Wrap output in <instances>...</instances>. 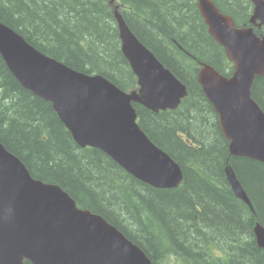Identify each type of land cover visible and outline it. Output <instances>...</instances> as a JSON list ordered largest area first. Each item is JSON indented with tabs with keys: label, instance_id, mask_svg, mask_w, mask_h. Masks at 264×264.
Listing matches in <instances>:
<instances>
[{
	"label": "trees",
	"instance_id": "trees-1",
	"mask_svg": "<svg viewBox=\"0 0 264 264\" xmlns=\"http://www.w3.org/2000/svg\"><path fill=\"white\" fill-rule=\"evenodd\" d=\"M198 1L0 0V22L36 49L129 91L138 86L121 51L115 19L120 6L137 38L189 92L175 111L154 113L134 104L142 130L181 166L179 188H153L105 152L79 147L52 104L24 88L1 55L0 142L34 178L59 185L79 207L117 227L152 264H264L253 233L257 222L264 225V164L230 155L219 116L198 82L200 62L228 77L234 72ZM213 1L238 26L248 25L249 1ZM252 95L264 110V77L255 80ZM227 165L254 211L234 194Z\"/></svg>",
	"mask_w": 264,
	"mask_h": 264
},
{
	"label": "water",
	"instance_id": "water-1",
	"mask_svg": "<svg viewBox=\"0 0 264 264\" xmlns=\"http://www.w3.org/2000/svg\"><path fill=\"white\" fill-rule=\"evenodd\" d=\"M249 27L238 28L212 0H199L211 36L234 63L231 77L200 64L197 75L219 115L229 153L264 164V110L252 95L264 77V0H249ZM121 51L137 77L138 89L124 91L102 75L79 72L49 57L0 22V55L20 84L50 102L82 149L105 152L135 179L156 189H176L181 166L156 146L138 123L134 104L154 113L177 110L187 86L134 34L115 9ZM226 175L236 197L254 211L233 167ZM264 250V225L253 228ZM152 264L135 243L104 217L81 209L62 187L34 178L0 142V264Z\"/></svg>",
	"mask_w": 264,
	"mask_h": 264
},
{
	"label": "rangeland",
	"instance_id": "rangeland-1",
	"mask_svg": "<svg viewBox=\"0 0 264 264\" xmlns=\"http://www.w3.org/2000/svg\"><path fill=\"white\" fill-rule=\"evenodd\" d=\"M86 149V148H85Z\"/></svg>",
	"mask_w": 264,
	"mask_h": 264
}]
</instances>
